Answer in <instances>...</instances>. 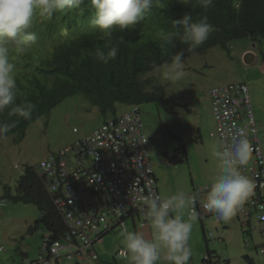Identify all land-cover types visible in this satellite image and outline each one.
<instances>
[{"label": "rangeland", "instance_id": "rangeland-1", "mask_svg": "<svg viewBox=\"0 0 264 264\" xmlns=\"http://www.w3.org/2000/svg\"><path fill=\"white\" fill-rule=\"evenodd\" d=\"M245 49L254 54L245 56ZM167 64L145 78L162 85L166 97L176 95L179 106L170 112L157 103H144L140 105L142 120L160 194L185 191L193 195L199 188L210 187L218 174L216 162L210 156L211 146L219 140L210 90L227 84H247L256 117L264 121V39H237L231 42L229 50L216 46L196 53L183 60L184 76L180 81L164 78ZM129 108L118 105V113ZM104 120L98 106L91 104L84 95H74L59 103L48 115L32 122L22 138L19 134H11L0 139V201L3 202L0 203V264L34 261L43 241L42 230L29 229L40 217L39 208L5 199V187L9 186L15 194L18 180L27 166L36 168L51 156L74 146L99 128ZM180 145L186 148L187 160L166 164L168 154L174 155ZM206 194H200L199 199L206 198ZM135 218L138 225V217ZM241 220L237 213L228 222L216 216L196 219L189 240V262L210 264L203 259L211 250L220 258L218 264H249L245 255L253 257L256 264H264L255 249L245 247V242L253 244L254 241L244 232ZM126 226L135 230L134 220L126 219ZM120 229L121 226L114 227L105 234L103 242L96 245L100 260L95 264H125L115 256L122 248L118 236ZM209 233L213 236L209 237ZM64 261L76 264L75 260ZM161 264L166 262L161 261Z\"/></svg>", "mask_w": 264, "mask_h": 264}, {"label": "trees", "instance_id": "trees-1", "mask_svg": "<svg viewBox=\"0 0 264 264\" xmlns=\"http://www.w3.org/2000/svg\"><path fill=\"white\" fill-rule=\"evenodd\" d=\"M155 3L144 21L132 29L117 31L111 43L98 39V30L89 25L93 15V11L88 10L90 0H81V9L56 14L51 21L37 16L31 29L38 37L37 42L22 53L15 50L10 53L15 63L17 103L24 98L32 101L36 109L30 120L19 119L3 138L11 134H19L22 138L32 122L48 115L59 103L74 95H84L91 104L98 106L104 121L109 119L108 116L118 115V105L130 107L154 102L174 112L179 106L178 97H166L162 85L145 78L148 73L169 63L171 57L181 51L185 60L216 46L229 50L233 40L264 39V0H214L207 11L196 0L188 6L178 0H155ZM234 4L239 5V10L233 7ZM186 12L194 20L207 15L215 26L209 38L193 52L178 40L164 46L160 39L161 32L173 30L171 20L182 18ZM117 44L119 54L107 64L86 55L96 47L107 50ZM149 88L153 90L149 91ZM0 121L9 122L6 113L0 116ZM168 157L174 164L187 160L185 146L180 145L175 154H168ZM3 197L39 208L40 217L30 230L47 232L54 240L66 232L53 196L34 167L25 168L15 194L6 186Z\"/></svg>", "mask_w": 264, "mask_h": 264}, {"label": "built area", "instance_id": "built-area-1", "mask_svg": "<svg viewBox=\"0 0 264 264\" xmlns=\"http://www.w3.org/2000/svg\"><path fill=\"white\" fill-rule=\"evenodd\" d=\"M210 93L219 139L227 144L235 128L243 127L247 132L252 152L242 172L255 183V189L237 216L242 219L244 232L254 241L245 242V247L255 249L264 262V122L256 118L245 84L215 87ZM36 170L53 196L66 232L54 240L43 231L38 256L29 264H65V259L75 260L76 264H95L99 260L95 247L114 225H126L125 218L130 215L139 218L141 229L149 225L146 209L142 210L134 197L155 196L159 191L137 105L108 119L74 146L36 166ZM209 188H199L192 195L195 201L189 211L196 219L215 216L203 208L206 198H198ZM120 253L121 249L116 253L118 258ZM248 260L256 264L254 258ZM203 262L218 264L220 258L207 254Z\"/></svg>", "mask_w": 264, "mask_h": 264}, {"label": "clouds", "instance_id": "clouds-1", "mask_svg": "<svg viewBox=\"0 0 264 264\" xmlns=\"http://www.w3.org/2000/svg\"><path fill=\"white\" fill-rule=\"evenodd\" d=\"M178 2L185 6L192 4V0ZM196 3L207 11L214 0H196ZM89 6L88 10L93 11L89 21L90 27L98 30V39L111 43L114 33L132 29L137 23L144 21L156 3L155 0H90ZM233 7L239 10L238 4H234ZM73 9H81V0H0V116L6 113L9 118V122L0 121V138L5 137L19 119L30 120L36 109L32 101L24 98L17 103L19 93L15 63L10 58V53L13 50L22 53L37 42L36 33L31 31L37 16L51 21L56 14ZM170 23L173 30L161 32L162 44L167 46L178 40L187 46L189 52L201 46L215 30L207 15L194 20L192 15L186 12L182 18L172 19ZM120 40L122 41L123 37ZM254 46L256 47L253 45V48ZM119 51L117 44L107 50L96 47L94 51H87L86 55L92 57L94 61L107 64L117 58ZM253 54L254 52L249 50L245 52V56ZM183 68L181 51L171 57L163 76L170 81H180L184 76ZM250 100L255 113L251 95ZM251 152L247 132L243 127L235 128L229 143L226 144L223 139H219L211 146L210 156L216 162L218 174L207 190L206 200L202 206L223 222H228L234 217L254 194L255 183L242 172L243 166L249 163ZM134 200L138 201L142 210L146 209L144 214L150 225L151 234L145 235L139 228L129 230L126 225L121 226L118 233L122 246L120 257L125 264H161V261H165L166 264H188L191 257L189 240L196 221V217L189 209L195 197L185 191H178L170 195L138 194ZM203 218L200 216L197 219ZM114 227L117 226L114 225L111 230ZM139 227L142 228L143 225ZM248 257L251 256H245L249 262Z\"/></svg>", "mask_w": 264, "mask_h": 264}, {"label": "crops", "instance_id": "crops-1", "mask_svg": "<svg viewBox=\"0 0 264 264\" xmlns=\"http://www.w3.org/2000/svg\"><path fill=\"white\" fill-rule=\"evenodd\" d=\"M255 47V46H254ZM248 50L247 49H245V52H247ZM257 61V60H256ZM155 175H156V173H155ZM157 178V177H156ZM158 180V179H157ZM158 189H159V187H158ZM159 194H160V191H159ZM161 195V194H160ZM136 216H133V215H131V216H128L126 219H129V218H132L133 220H134V224H135V230H137L138 228H139V230H141V231H143L144 233H145V235H149L150 236V234H151V228H150V225H148L146 228H143V229H141L140 227H139V224L138 225H136V221H135V218ZM126 219H125V224H126ZM138 220H139V218H138ZM209 252H213V251H211V250H209ZM25 256L26 257H28L29 256V254L28 253H25ZM246 256V255H245ZM99 260H100V257H99ZM98 260V261H99ZM32 262V261H31ZM30 262H22L21 264H29ZM188 263H192V262H188ZM193 264V263H192Z\"/></svg>", "mask_w": 264, "mask_h": 264}]
</instances>
